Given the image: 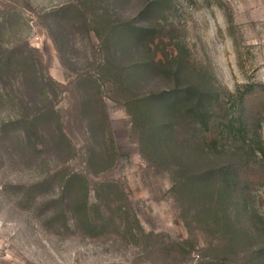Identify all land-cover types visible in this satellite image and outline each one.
I'll list each match as a JSON object with an SVG mask.
<instances>
[{
    "label": "rangeland",
    "instance_id": "obj_1",
    "mask_svg": "<svg viewBox=\"0 0 264 264\" xmlns=\"http://www.w3.org/2000/svg\"><path fill=\"white\" fill-rule=\"evenodd\" d=\"M150 1L0 0V60L11 58L17 69L18 61L35 64L51 79L42 88L44 78L35 84L20 73H0V264H201L214 244L202 227L184 224L171 189V168L142 154L127 102L184 87L192 66L213 74L219 94L215 110L226 116L244 85L264 87V0H169L156 18L146 13ZM93 9L99 15L107 10L113 24L133 20L137 26L157 25L156 36L133 44L131 52L116 38L105 51L106 30L89 15ZM79 13L86 19H74ZM180 47L186 49L189 65L177 74L164 56L176 55ZM145 54L164 67L155 63L120 71L139 66ZM40 103L53 104L70 149L47 129L30 139L16 122L25 106L32 110ZM248 116L264 148V115L250 110ZM191 131L180 124L178 141L188 139ZM213 134L218 132L207 135ZM109 138L114 163L95 173L93 156H102ZM216 162L225 165L228 159ZM204 164L198 162V167L204 169ZM64 172L86 178L91 203L95 184L117 183L143 231L157 236L140 246L125 245L112 234L88 238L68 213L66 228L59 204L52 202L62 196ZM251 182L247 187L240 183L234 196V215L254 237L244 248L247 253L264 246V180ZM182 240L187 242L173 247ZM242 262L264 264V256Z\"/></svg>",
    "mask_w": 264,
    "mask_h": 264
},
{
    "label": "trees",
    "instance_id": "obj_2",
    "mask_svg": "<svg viewBox=\"0 0 264 264\" xmlns=\"http://www.w3.org/2000/svg\"><path fill=\"white\" fill-rule=\"evenodd\" d=\"M168 2L151 0L146 6V13L156 18ZM89 15L98 18L106 30L103 41L105 51L111 50L116 38L118 45L122 44L125 51L131 52L133 44L150 39L153 41L156 36L157 25L154 24L137 26L133 20L113 24L107 10L99 15L93 9ZM73 17L86 19V15L81 13ZM186 52L184 47H180L176 55L164 56L167 64L175 67L177 74L188 69ZM145 57L139 66L121 68L120 71L128 72V69L140 66L148 69L155 63L162 69L165 65L161 61L155 62L154 57L148 54ZM12 62L9 57L0 60V73H20L25 81L30 77L35 84L44 78L35 64L24 65V62L21 66L18 61L20 68L17 69ZM189 68L187 74L190 80L184 87L132 97L127 102L128 111L133 117L135 129L139 131L142 154L149 161L164 163L171 168V189L180 203L184 224L187 228L192 224L202 227L204 234L213 236L214 244L212 242L201 256V264H243L242 261L248 257L264 256V246L249 253L244 252L245 246L251 244L254 237L238 220L237 213L234 215L238 209L234 196L240 191L241 177L245 179L241 183L244 187L256 178L264 180V148L248 116L250 110L253 115H264V87L261 84L244 85L231 111L226 116H218L215 104L219 94L215 77L209 71L195 70L192 66ZM45 81L42 88L51 84L49 77ZM16 122L25 129L30 139L39 138L40 130L47 129L60 146L70 149L71 144L61 129L53 104H34L32 110L25 106V112ZM182 123H186L192 131L188 139L178 141L177 128ZM213 130L218 134L207 135ZM199 133L202 135L198 136ZM190 157L195 164L190 162ZM220 157L227 158L228 163L218 165L216 160ZM93 160L95 173L113 165L115 151L110 138L102 156H93ZM198 162H204L205 168L200 169ZM61 176L62 196L59 201L52 202L59 204L58 215L66 228L68 213L75 222V228L88 238L97 239L112 234L121 238L125 245L140 246L157 236L143 231L117 183L108 181L95 184V203H91L89 184L83 175L64 172ZM186 242L182 240L172 245L177 247Z\"/></svg>",
    "mask_w": 264,
    "mask_h": 264
}]
</instances>
